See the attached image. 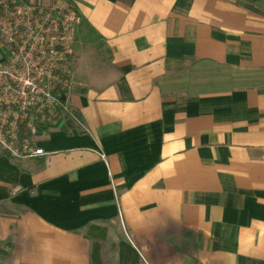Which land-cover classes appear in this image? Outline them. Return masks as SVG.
I'll return each instance as SVG.
<instances>
[{
  "label": "crops",
  "instance_id": "crops-1",
  "mask_svg": "<svg viewBox=\"0 0 264 264\" xmlns=\"http://www.w3.org/2000/svg\"><path fill=\"white\" fill-rule=\"evenodd\" d=\"M71 1L75 118L0 151L6 264H264V0Z\"/></svg>",
  "mask_w": 264,
  "mask_h": 264
},
{
  "label": "built area",
  "instance_id": "built-area-1",
  "mask_svg": "<svg viewBox=\"0 0 264 264\" xmlns=\"http://www.w3.org/2000/svg\"><path fill=\"white\" fill-rule=\"evenodd\" d=\"M81 22L71 0H0V32L8 55L0 62V151L33 158L37 118H75L73 43ZM22 132H29L23 136Z\"/></svg>",
  "mask_w": 264,
  "mask_h": 264
},
{
  "label": "rangeland",
  "instance_id": "rangeland-1",
  "mask_svg": "<svg viewBox=\"0 0 264 264\" xmlns=\"http://www.w3.org/2000/svg\"><path fill=\"white\" fill-rule=\"evenodd\" d=\"M123 256L124 258H127L130 260V264H160V261H155L152 256L150 257L146 253H144L143 250L133 247L131 250L123 249ZM110 255H106V263L105 264H111L112 261L110 260ZM0 263L6 264V257L0 255Z\"/></svg>",
  "mask_w": 264,
  "mask_h": 264
},
{
  "label": "trees",
  "instance_id": "trees-1",
  "mask_svg": "<svg viewBox=\"0 0 264 264\" xmlns=\"http://www.w3.org/2000/svg\"><path fill=\"white\" fill-rule=\"evenodd\" d=\"M51 116H52V118L57 117L54 115H51ZM66 117L70 118L68 116H66ZM69 121H71V120H69ZM22 135L23 136L29 135V132H22ZM0 255L6 257L8 255L7 250L5 248L0 247ZM91 259H92V264H102V261H101V243H99L97 241L93 242V244H92ZM0 264H2V263H0Z\"/></svg>",
  "mask_w": 264,
  "mask_h": 264
}]
</instances>
